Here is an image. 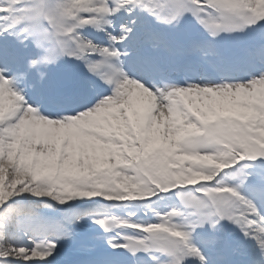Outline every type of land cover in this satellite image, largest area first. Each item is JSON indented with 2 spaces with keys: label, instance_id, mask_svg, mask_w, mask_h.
I'll use <instances>...</instances> for the list:
<instances>
[{
  "label": "snow or ice",
  "instance_id": "obj_1",
  "mask_svg": "<svg viewBox=\"0 0 264 264\" xmlns=\"http://www.w3.org/2000/svg\"><path fill=\"white\" fill-rule=\"evenodd\" d=\"M224 221L264 264V0H0V264H219Z\"/></svg>",
  "mask_w": 264,
  "mask_h": 264
}]
</instances>
